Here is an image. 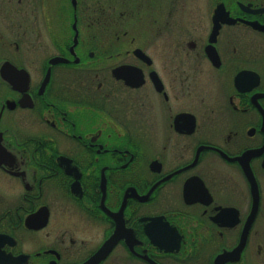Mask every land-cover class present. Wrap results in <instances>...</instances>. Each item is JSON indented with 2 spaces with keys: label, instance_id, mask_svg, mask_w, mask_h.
<instances>
[{
  "label": "flooded vegetation",
  "instance_id": "flooded-vegetation-1",
  "mask_svg": "<svg viewBox=\"0 0 264 264\" xmlns=\"http://www.w3.org/2000/svg\"><path fill=\"white\" fill-rule=\"evenodd\" d=\"M0 264H264V0H0Z\"/></svg>",
  "mask_w": 264,
  "mask_h": 264
},
{
  "label": "water",
  "instance_id": "water-1",
  "mask_svg": "<svg viewBox=\"0 0 264 264\" xmlns=\"http://www.w3.org/2000/svg\"><path fill=\"white\" fill-rule=\"evenodd\" d=\"M74 41L76 42V35L74 36ZM227 253L229 254L230 252ZM94 261H96V258H94Z\"/></svg>",
  "mask_w": 264,
  "mask_h": 264
}]
</instances>
